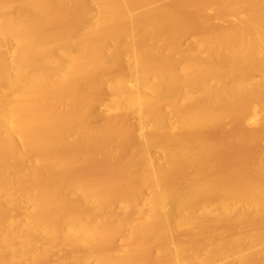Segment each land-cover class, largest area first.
<instances>
[{
    "label": "bare ground",
    "instance_id": "6f19581e",
    "mask_svg": "<svg viewBox=\"0 0 264 264\" xmlns=\"http://www.w3.org/2000/svg\"><path fill=\"white\" fill-rule=\"evenodd\" d=\"M0 264H264V0H0Z\"/></svg>",
    "mask_w": 264,
    "mask_h": 264
},
{
    "label": "rangeland",
    "instance_id": "374dc122",
    "mask_svg": "<svg viewBox=\"0 0 264 264\" xmlns=\"http://www.w3.org/2000/svg\"><path fill=\"white\" fill-rule=\"evenodd\" d=\"M217 14L216 13H213L212 16H216Z\"/></svg>",
    "mask_w": 264,
    "mask_h": 264
}]
</instances>
